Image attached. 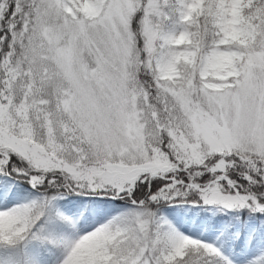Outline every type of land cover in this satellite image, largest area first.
Returning <instances> with one entry per match:
<instances>
[{
  "label": "snow or ice",
  "instance_id": "6c2138e0",
  "mask_svg": "<svg viewBox=\"0 0 264 264\" xmlns=\"http://www.w3.org/2000/svg\"><path fill=\"white\" fill-rule=\"evenodd\" d=\"M0 264H264V0H0Z\"/></svg>",
  "mask_w": 264,
  "mask_h": 264
}]
</instances>
